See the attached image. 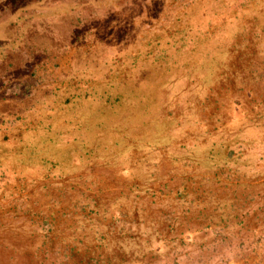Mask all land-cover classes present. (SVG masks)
I'll return each instance as SVG.
<instances>
[{
  "label": "rangeland",
  "instance_id": "1",
  "mask_svg": "<svg viewBox=\"0 0 264 264\" xmlns=\"http://www.w3.org/2000/svg\"><path fill=\"white\" fill-rule=\"evenodd\" d=\"M0 6V264H264V0Z\"/></svg>",
  "mask_w": 264,
  "mask_h": 264
},
{
  "label": "crops",
  "instance_id": "2",
  "mask_svg": "<svg viewBox=\"0 0 264 264\" xmlns=\"http://www.w3.org/2000/svg\"><path fill=\"white\" fill-rule=\"evenodd\" d=\"M26 18L29 17L27 16V11L25 10H19V8L17 10H14L11 7L0 6V42H4L3 39L6 34H8V32H12L14 31V29H17V26L13 23L14 19H21L20 24H22V22L25 21ZM24 58L26 64L32 66L36 64V61L31 60L30 57L25 55Z\"/></svg>",
  "mask_w": 264,
  "mask_h": 264
}]
</instances>
